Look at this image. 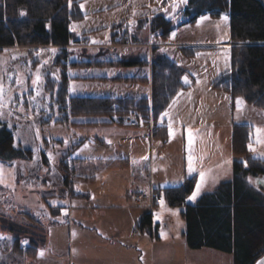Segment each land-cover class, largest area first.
Segmentation results:
<instances>
[{
	"label": "rangeland",
	"instance_id": "374dc122",
	"mask_svg": "<svg viewBox=\"0 0 264 264\" xmlns=\"http://www.w3.org/2000/svg\"><path fill=\"white\" fill-rule=\"evenodd\" d=\"M172 2L173 0H83L81 10L87 15L81 21L72 22L70 30L78 36L83 32L93 33L86 34L83 46L68 50L70 61L111 59L125 62L132 59L150 61L149 51L144 44L111 50L101 49V46L109 44L113 25L138 24L141 18H151L156 13L164 14L176 26L168 39L170 42L209 44L231 41L229 13L217 19L202 15L194 24L182 25L190 18L183 13L190 0L176 7L171 6ZM225 16L227 20L223 19ZM233 44L240 45L232 42L231 45ZM24 49L18 47L0 50V88L3 90L0 97V122L7 125L14 134L15 147L31 149L34 157L32 161L0 160V165L4 168V182L0 183V224L7 221L9 224L13 222L27 227L34 225L33 227L36 226L38 229L40 227L48 229V238L44 241L37 240L39 245H43V257L47 259L41 262L42 264L60 262V257L52 255L56 252L66 254L67 264H83L79 263L78 255L84 252L83 248H88L89 243L70 231L71 223L64 222V213L57 216V209H54V213L50 211V207L58 208V205H63L64 209H69L70 206L73 208L83 206L77 199L63 197L67 194L59 189L61 185L64 187L59 162L63 154L72 149L71 159L112 162L113 166L103 171L97 180L82 184L84 187L97 189L92 191L93 201L131 197V206L149 210L155 216V222L160 224L157 234L159 239H154L147 230H143L141 223L135 228L139 236L146 233L143 236L145 238L143 248L146 252L160 245L154 250L155 263L234 264V256L231 253L213 248L189 249L186 246L183 236L186 226L181 216L183 207L159 204L149 208L146 206L148 203L140 206L134 202V194L130 195L143 185L141 182L145 181V178L150 181L152 160L153 163L155 161L154 167L158 168L156 176H163L167 171L172 174L178 168L181 169L182 164L178 160L182 157L185 144L195 146L193 150H188V156H191V170H200V173H204L203 181L200 177L198 183L201 185L200 191L195 199H188L189 204H196L202 196L214 191L222 183L232 181L234 178L232 135L233 127L238 124H249L256 128L257 138L256 143L252 145L251 155L264 159V111L247 103L242 97L233 98L212 87L215 79L230 71L231 49L225 46L220 48L203 46L197 49L195 57L191 59L183 56L179 49L172 53L171 57L188 71L183 80L185 84H193V90L179 95L174 102L176 106H172L173 108L169 110L171 112L168 111L166 114L170 127L169 141L164 143L161 140H154L151 146L147 141L140 142L143 144L142 147L133 146L137 141V136L133 134L135 128L117 123L87 125L89 122H104L109 120L108 118H72V122L86 125H60L54 121L50 124H41L51 111L49 99L43 95L44 74L52 73L60 79L59 72L53 66L57 50L55 47L42 50ZM44 51L48 52V55L43 56ZM148 73V67L145 66L95 65L72 69L70 76L73 79L69 83L68 92L72 97H143L147 93L145 84L113 81L103 79V76L143 77ZM30 91L35 92L34 103L26 107L24 96ZM179 103L183 105L182 112L186 113L181 118L187 120L189 124L192 123L186 127V140L179 122H176L177 114H173L174 110L177 112L176 107H179ZM82 141L84 142L80 146H76ZM74 146L76 147L73 148ZM42 152L46 153L49 164L41 161ZM128 154L135 160L146 158V162L142 161L145 162L142 174L134 167L127 169L123 167L124 163L121 164V161H126ZM216 163L219 165H214ZM187 168H190V161ZM257 179L258 184L264 185V177ZM102 183L105 185L102 186ZM80 189L85 192L83 188ZM75 212L78 216L87 214L81 210ZM141 212L138 211L139 214ZM96 221L98 224L101 223L100 218ZM127 229L130 230V227ZM139 240L140 238L137 239ZM28 244L26 239L21 246L26 248ZM167 247L171 251L167 250Z\"/></svg>",
	"mask_w": 264,
	"mask_h": 264
},
{
	"label": "trees",
	"instance_id": "16d2710c",
	"mask_svg": "<svg viewBox=\"0 0 264 264\" xmlns=\"http://www.w3.org/2000/svg\"><path fill=\"white\" fill-rule=\"evenodd\" d=\"M82 1L0 0V50L14 47L60 48L53 61L60 79L52 73L44 74L43 95L49 99L51 111L41 124L54 121L60 125H86L72 122V118H108L107 121L89 122L87 125L117 123L129 127L146 126L153 140L168 142L170 127L165 114L180 93L189 86L183 82L184 69L166 53H159V48L154 49L150 78H117L132 84L150 83V98L70 96L68 88L73 79L70 76L72 69L95 65L128 67L149 64L146 60L133 59L128 62L70 61L68 46L85 41L70 30L72 22L81 21L86 16L81 10ZM22 12L25 14L21 15ZM183 13L190 18L182 25L194 24L202 15L217 19L229 13L231 41L240 45L231 48L230 71L215 79L212 87L233 98L242 97L247 103L264 111V0H190ZM139 24H147L154 37L161 42L168 41L176 28L171 19L159 13L151 18H142ZM131 28L126 23L113 27L112 42L117 45L129 44L133 38ZM180 50L187 58H193L197 53V49L188 47ZM42 53L43 56L48 55L46 51ZM34 96V91L24 96L26 107L34 103ZM256 138L253 125L238 124L233 127L234 178L202 196L196 204L188 203L189 197L196 190V176L175 186L151 185L149 190H139L134 196L155 189L162 191L163 203L159 204L183 207L181 216L186 226L183 236L189 249L213 248L233 254L234 264H257L264 257V185L257 182V178L264 177V159L253 157L249 150V145L252 147ZM14 142V134L7 125L0 122V160L32 161L33 151L17 148ZM71 151L63 154L59 165L64 173L65 192L70 198H75L81 195L77 192L80 184L95 180L102 170L109 169L112 162L71 159ZM40 159L44 164L48 162L45 152L41 153ZM62 208L65 207H50V211L54 213V209ZM6 222L0 224V232L14 238L12 252L25 256L27 260L36 259L41 247L37 240H45L46 229ZM140 223L141 228L147 230L154 239L160 238L157 236L160 224L155 222L152 213L143 214ZM26 239L29 244L23 248L21 245ZM0 264L10 263L0 261Z\"/></svg>",
	"mask_w": 264,
	"mask_h": 264
},
{
	"label": "crops",
	"instance_id": "0c3cea01",
	"mask_svg": "<svg viewBox=\"0 0 264 264\" xmlns=\"http://www.w3.org/2000/svg\"><path fill=\"white\" fill-rule=\"evenodd\" d=\"M115 26L116 25H113L112 28ZM130 27H132L131 33L134 39L132 38V41L129 42V44H123V45L114 44L112 42V32H111V38H110L109 44L102 45L101 49L111 50V49H119V48H126V47H136L137 45L144 44L149 51L150 61L148 65H145V67H148L149 73L148 75L143 76V77H149V78L151 77V63L153 60V56L155 55L154 53L155 48L160 49L159 53H161L162 51L166 53L169 57H171L174 51H176L177 49L180 50L182 47L200 49L203 46H207L211 48H220V47L225 46L231 49L233 46L236 45V44L231 45L232 43L231 41L227 43H222V42L217 41V42H211L209 44L205 42L191 43V42H186V41L170 42L169 40L166 42H161L154 37V35L151 33L150 28L147 24L131 23ZM92 33L93 31L83 32L82 34H79V36H81V38L84 37L83 39L86 41L85 39L87 38L86 34L90 35ZM82 44L83 42L81 44H75V45L68 46V50L70 48L72 49L78 46H83ZM17 48L18 47H14L11 49H17ZM19 49L23 50L24 48H19ZM28 49H31V48H28ZM41 49L43 48H39V50ZM58 49L59 48H56V50ZM24 50H27V49H24ZM172 59L174 60V58ZM76 61L80 62V61H85V60H76ZM101 61H104V60H101ZM105 61H119V60L111 59V60H105ZM88 62H98V60L88 61ZM184 71H185L184 75L186 76L188 71L185 69ZM103 77L108 80L123 82L121 80H117L118 77H111V78H108L106 76H103ZM119 77H128V76H119ZM183 79H184V76H183ZM129 84H132V83H129ZM145 85L147 86V93L143 97L150 98L151 97V84L149 83ZM186 85L189 86V89L184 90V92L180 93V95L190 93V91L193 90L192 88L193 84L186 83ZM174 102L170 106L169 110L173 108L172 106H176ZM182 108H183L182 103H179V107L178 108L176 107L177 112H175L174 110L173 114L174 113L175 115L177 114L178 120H176V122H179V125L181 126V131H183V135L186 140L187 138L186 127L188 125H191L192 123L189 124L187 120L181 118L183 114H186L182 112ZM178 110L180 112H178ZM168 114L170 115V113ZM168 123H169V120H168ZM131 128H135L133 130V134L134 136H137L136 144H134L133 146L142 147L143 144H140V142H145V141L149 143V146L153 144L154 140L151 138V132H150L149 127L138 125L137 127H131ZM193 147L195 146H192L189 144L183 145V151L181 153L182 157L180 156L181 158L178 160V162L182 164L181 165L182 168L181 169L178 168L175 171V173H172V174L170 173V171H167V173L165 175L163 174V176L161 175L156 176V173H158L157 172L158 168H156V166L154 167L155 161L153 163V160H152L151 180L148 181L146 180L147 178H145V181L141 182V184L143 183V185L137 188L130 195L133 196V194H135L139 190H149L151 185L160 186V187L179 185L180 183L182 184L187 178L192 177V176L197 177V181H198L197 185H198L200 181V177H201L200 172H199L200 170H195L196 171L195 172L192 170L190 171V168H187V163L189 162L188 150L189 149L193 150ZM145 148L147 147L145 146ZM140 157H142V155ZM134 160L135 158H133V156H130L128 154V156H126V161L125 162L121 161V164L124 163L123 167L125 169L129 167H134L137 171L141 172L142 174V170H143L142 166L145 164L146 158L144 159L138 158L137 160H135V163H133ZM142 161H145V162L142 163ZM47 163L49 164V162ZM214 165H219V164L216 163ZM59 170H60L62 177H64L60 168ZM107 170L109 169L106 168L102 170L99 175H101L103 171H107ZM99 175L97 176L95 180L99 178ZM93 181H90V182H93ZM88 183L89 182H83L82 184H88ZM82 184H80L79 189L77 190V192L81 195L73 199L75 200L77 199L81 201L83 203V206L78 207L79 209L73 208V206H70L69 209L62 208V209L57 210L58 213L56 214L57 216H59L64 213V217H65L64 222L71 223L72 228H70V231L72 233L75 232L81 240H86L89 243L88 248H83L82 250L84 252L79 253L78 255L79 263L82 262L83 264H85V262L87 261L89 262L88 264H157L155 263V259H154L155 258L154 250L160 247V245L152 249V251L146 252L143 248V242L145 240L143 236L146 233H143L141 236H139V233L135 230V228L139 226L141 222L142 215L145 213H150L149 210L143 209L139 206H131L132 205L131 197L130 198L118 197L119 200L97 199L99 201L97 200L93 201L92 191L97 190V189H93L90 187H84ZM103 185H105V183H102V186ZM80 188H83L85 192H82ZM59 189H61V191H63V193L66 194L65 189L62 185L60 186ZM63 197H67V195H64ZM59 206H63V205H58V207ZM76 210L87 212V214L78 216V214L75 212ZM139 210L142 211L140 214L138 213ZM99 218L101 219V223L98 224L96 220H98ZM154 219H155V216H154ZM128 227H130V230L127 229ZM45 232H46L45 238L47 239L48 229L45 230ZM138 238H140L139 241H137ZM13 241H14L13 237L9 235H5V234L3 235L0 232V261L1 262H9L10 264H42L41 262L47 261V259L43 257L44 254L42 256L40 254L42 252L43 245H41L40 253L36 257V259L27 260L25 256H18L12 252ZM148 241L150 242L151 240H148ZM167 250L171 251L168 247H167ZM6 254H8V256H4ZM52 255L58 256L61 259V261L57 262L56 264H67L66 254L56 252V254H52Z\"/></svg>",
	"mask_w": 264,
	"mask_h": 264
},
{
	"label": "built area",
	"instance_id": "2783aa9c",
	"mask_svg": "<svg viewBox=\"0 0 264 264\" xmlns=\"http://www.w3.org/2000/svg\"><path fill=\"white\" fill-rule=\"evenodd\" d=\"M134 202L137 205H146L149 208H153L155 205H158L159 203L162 202V191H156L155 189H152L150 193L147 192H139L134 196Z\"/></svg>",
	"mask_w": 264,
	"mask_h": 264
},
{
	"label": "snow or ice",
	"instance_id": "6c2138e0",
	"mask_svg": "<svg viewBox=\"0 0 264 264\" xmlns=\"http://www.w3.org/2000/svg\"><path fill=\"white\" fill-rule=\"evenodd\" d=\"M186 2H187V0H173L171 6H172V7H176L178 4H184V3H186ZM24 14H25V13H23V12L21 13V15H24ZM223 19L227 20V17L225 16V17H223ZM37 79H39V77H37ZM185 82H187V78H185ZM2 94H3V90H2V88H0V97H2ZM238 103H240V101H238ZM165 115H166V114H165ZM257 131L259 132L260 130L258 129ZM257 142H259V140H258ZM249 150H253L252 147H251V145H249ZM50 158H51V157H50ZM189 161H190V171H191V156L189 157ZM3 172H4L3 165H0V183H3V182H4ZM200 176H201V181H203V179H204V173L201 172V173H200ZM200 187H201L200 184H198V185L196 186V191L193 192L192 196H190L189 199H195L197 193L200 191ZM162 203H163V202H162ZM40 254H41V256H42L44 253L41 252ZM261 264H264V262H261Z\"/></svg>",
	"mask_w": 264,
	"mask_h": 264
},
{
	"label": "water",
	"instance_id": "95a60500",
	"mask_svg": "<svg viewBox=\"0 0 264 264\" xmlns=\"http://www.w3.org/2000/svg\"><path fill=\"white\" fill-rule=\"evenodd\" d=\"M261 262H264V257H263V258H261V259L258 261V263H257V264H261Z\"/></svg>",
	"mask_w": 264,
	"mask_h": 264
}]
</instances>
